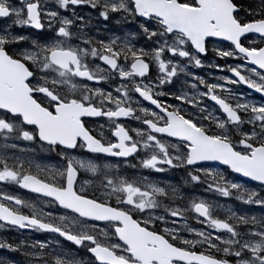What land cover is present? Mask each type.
Returning a JSON list of instances; mask_svg holds the SVG:
<instances>
[{
  "label": "snow or ice",
  "instance_id": "snow-or-ice-1",
  "mask_svg": "<svg viewBox=\"0 0 264 264\" xmlns=\"http://www.w3.org/2000/svg\"><path fill=\"white\" fill-rule=\"evenodd\" d=\"M83 6L105 31L113 17L131 31L90 35L93 18L80 14ZM0 19L7 21L0 28V182L38 200L0 194V226L57 238L0 240V249L23 257L0 264H264V193L246 187L264 189V103L229 87L264 98V0H0ZM14 27L34 30V38ZM213 41L228 42L211 48L216 58L239 62L207 64L230 75L206 79L190 69L206 66ZM181 76L180 89L165 90ZM89 118L105 121L99 136ZM133 120L138 127L126 124ZM21 141L61 163L38 162ZM121 161L154 173L183 170V180L129 179ZM197 184L261 215L249 207L219 218L218 204L183 195L182 187ZM189 217L203 227H190ZM59 238L90 260L65 251Z\"/></svg>",
  "mask_w": 264,
  "mask_h": 264
},
{
  "label": "rangeland",
  "instance_id": "rangeland-1",
  "mask_svg": "<svg viewBox=\"0 0 264 264\" xmlns=\"http://www.w3.org/2000/svg\"><path fill=\"white\" fill-rule=\"evenodd\" d=\"M249 1L250 0H244L242 2L246 5V3L247 4L249 3ZM84 8H86L88 11H90L89 13H86L85 16H92V18H93V25L94 26L90 30H88L90 35L93 34V33H97V31L99 30V33H98L99 38H107L109 35H112V34L123 35L125 32L131 31L130 27L125 25L124 23L117 24L115 17H113V19L108 22L107 27H108L109 30L105 31L104 30L105 29V25L102 24V23H97L96 15H95V11L94 10L88 8L87 6H83L82 8H80L78 10L80 12V14L83 15ZM99 26H101V27H99ZM19 29H21V28H19ZM23 30H27V29L25 28ZM30 30L31 29H29V31ZM31 31L33 33L32 34V37H33L34 36V30H31ZM30 33L31 32H29L28 35ZM138 42L142 44L143 43L142 38H140L138 40ZM221 48H224V47H221ZM238 62L239 61H235V60H231V59H228L227 61H225V60H221V59L216 58V59H214L211 62H206L205 63L206 66L203 68L202 72H200L199 69H190V71L195 72L197 75L204 76L206 79H208L210 76L211 77L225 76V75L228 74L227 72H220V71H217L215 68H209V67H207V64L212 63V64L225 65V63H227V64L235 65ZM204 70L206 71V75L208 76V78H207V76H205ZM184 79H185V77L181 76V78L178 81H176L173 85L168 86V88H166L165 90L167 91V90L171 89V90L175 91V90L180 89L183 86V80ZM104 87L108 88L109 85L105 84ZM229 87H231L232 90L234 92L238 93V94L239 93H243L244 99L247 100L250 103H255V104L264 103L260 99H255V98L251 97L250 95H248V93H246L245 90H244L245 91L244 92L243 89L240 87V85H232V86H229ZM189 91H190V89H189ZM206 103L209 105L210 108L212 107V105L208 101ZM18 144H19L20 148H24L25 149V152H33V150H34L33 154L35 156V159L38 162L45 163V164H48V165H58V164H60L59 162L58 163L54 162V157H52L51 154L40 152V149L37 147V145H32L31 147H28L27 146V142H22V141L18 142ZM136 163H137V159H133L131 162H129L130 165L131 164H136ZM120 170L129 179H134V178L135 179H139L140 176L142 175V176H147L150 180L171 182L172 184H181L182 180H183V176H184L183 170H170V171H166L164 173H154V172H149L148 170H142V169H139V168L133 169L130 166L129 167H125L123 161L121 162ZM216 171L222 172L229 180H232L234 178V176L230 175V173L228 171H226L225 169L217 168ZM1 183H3V182H1ZM246 187L249 188V189H253L254 188L253 186H250V185H246ZM204 188H205L204 184H197L195 186L188 185V186L182 187L181 191H182V193H183V195L185 197H189L190 198L192 196H195V197L200 198V199H206V200H208L211 203L218 204L220 207H218L215 210L214 214L216 216H218L219 218H224L225 217L227 209H232L234 211L243 212L245 209H248L249 207H251V212L253 214H255L256 216H260L261 215L260 209L256 208L255 206L243 205L239 201L235 200L234 197L231 198V199H225V198L219 197V196H217L216 194H214L212 192H205ZM255 190L260 191L261 193H264V189L255 187ZM2 192H5V191L2 190V188L0 187V194ZM25 202L33 203V204L37 203L35 201H30V200H27ZM188 224L192 228H201V227H203V225L197 223L196 220L192 219L191 217H189V219H188ZM11 234H9V235L5 234L3 232V230L0 229V240H7V241L28 240V241H31V240H29V238L22 239L20 237H17V236L11 235ZM185 235H187V233H185ZM51 241L53 243H56V241H54V240H51ZM64 250L66 251V249H64ZM15 254L18 255V257H19L18 259L11 258V255H14L13 253L8 252L7 250L0 249V259H4L5 261H11V260H16L18 262L23 261V257L22 256H20L18 253H15ZM76 256H78V254H76ZM80 258L82 260H84V257L82 255L80 256Z\"/></svg>",
  "mask_w": 264,
  "mask_h": 264
},
{
  "label": "flooded vegetation",
  "instance_id": "flooded-vegetation-1",
  "mask_svg": "<svg viewBox=\"0 0 264 264\" xmlns=\"http://www.w3.org/2000/svg\"><path fill=\"white\" fill-rule=\"evenodd\" d=\"M242 1L244 0H241V3H243ZM251 2V0L249 1V3ZM247 5V3H246ZM90 11H88L86 8H84L83 10V15H85L86 13H89ZM7 21L5 20H2L0 19V28H3L5 25H6ZM101 27V26H99ZM25 29V28H23ZM22 28L19 29V28H16L14 27L13 31L14 32H18L19 34L21 35H25V36H29L30 38H34V36L32 37V31L29 29L27 30H23ZM31 32L29 35L28 33ZM244 43H247V41H243ZM22 46H23V42H22ZM212 47H226V46H222L221 44H217L215 42H212L210 45H209V53L207 54V57L205 59V63L206 62H211L213 61L214 59H216V57L212 54L211 52V48ZM219 59V58H218ZM200 72L203 71V68H200L199 69ZM204 73H205V76L206 75V71L204 70ZM208 78V76H207ZM104 86V85H103ZM162 100H164L165 102H168V103H175L174 100H169L168 97H161ZM210 102V101H208ZM101 123H105V121H103L101 118H96V119H88V124L87 126L93 130V132L99 136L100 135V131H99V126ZM126 124L129 126V127H138L139 125L137 124L136 121H126ZM104 132L105 134H110L108 133V129H107V126L105 124V128H104ZM134 135V133H131ZM37 147L39 148V146L37 145ZM40 152L42 153H47V154H51L52 157H54V162L56 163H61L59 158L57 157V155L54 153V152H48L47 150H44V151H41ZM108 159H112L114 160L115 158H108ZM134 158L132 157H129L128 158V161L131 162ZM122 162V161H121ZM82 175V178H83V174ZM0 187L2 188V190H4L5 192H2L1 194H6V195H12L14 197H17V198H20L21 200L23 201H27V200H30V201H35V202H38L37 200V196H34L30 193H27V192H24V191H21L17 185L15 184H12V183H1L0 182ZM23 211L25 213L28 212V209H23ZM0 225H2L0 223ZM0 229L3 230V232L5 234H10L12 233V235L14 236H17V237H21L22 239H26V238H29V240L31 241H34V240H37V239H41V240H46V241H50V240H54V241H57V238H55L54 235H44L43 233L41 232H34V231H29V230H19V229H12V228H8L6 226H0ZM59 246H61L63 249H66V251H69L71 252L74 256H76V254H78V256H76L78 259H81L80 256L82 255L84 257V261L85 262H88L90 260V257L89 255L86 253L85 249L83 248H80V249H76L74 246L70 245V244H67L66 242H64L63 240H61L59 238ZM81 254V255H80ZM7 256V255H6ZM14 258L15 259H18V255L17 254H14Z\"/></svg>",
  "mask_w": 264,
  "mask_h": 264
},
{
  "label": "water",
  "instance_id": "water-1",
  "mask_svg": "<svg viewBox=\"0 0 264 264\" xmlns=\"http://www.w3.org/2000/svg\"><path fill=\"white\" fill-rule=\"evenodd\" d=\"M213 42H217V41H213ZM217 43H221V44H226V45H227L228 42L219 41V42H217ZM241 86H243L248 92H250V93L253 94L254 96H256V97H258L259 99H261V100L264 101V98H261L260 95H259L258 93H255V92H253L252 90L247 89L244 85H241ZM210 103L212 104V102H210ZM89 119H96V118H89ZM219 169H224V167H223V166H220ZM230 174H231V173H230ZM231 175L235 176L236 174H231ZM247 185L256 186V185H255V182H250V183H248ZM257 187H259V186H257ZM18 188H19V186H18ZM19 189H21V188H19ZM21 190L24 191V192H27V193H30V194H33V195L37 196V194H34V193H32V192H30V191H28V190H26V189H21ZM1 223H3V222H1ZM6 226H7V225H6ZM8 227H11V226H8ZM11 228H13V227H11ZM46 234H50V233H46ZM61 239H62V238H61ZM67 243H68V242H67Z\"/></svg>",
  "mask_w": 264,
  "mask_h": 264
},
{
  "label": "trees",
  "instance_id": "trees-1",
  "mask_svg": "<svg viewBox=\"0 0 264 264\" xmlns=\"http://www.w3.org/2000/svg\"><path fill=\"white\" fill-rule=\"evenodd\" d=\"M13 254H15V253H13ZM14 256V255H13Z\"/></svg>",
  "mask_w": 264,
  "mask_h": 264
}]
</instances>
